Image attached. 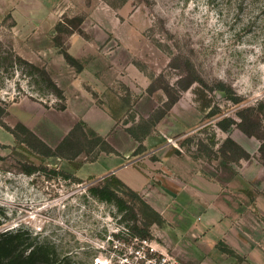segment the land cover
Wrapping results in <instances>:
<instances>
[{"label":"rangeland","instance_id":"1","mask_svg":"<svg viewBox=\"0 0 264 264\" xmlns=\"http://www.w3.org/2000/svg\"><path fill=\"white\" fill-rule=\"evenodd\" d=\"M120 2L48 0L45 24L32 29L15 27L11 14L0 19V106L7 110L0 125V236L20 233L19 238L5 237L15 248L3 254V264L16 254L26 258L34 251L35 264H153L144 253L157 260L173 256L167 235L155 224L150 227L152 239L142 244L136 240L141 218L134 215L137 206L122 186L109 201L94 195L93 189L100 188L107 175L91 173L88 166L101 159L108 146L87 127L81 125L57 151L60 157L46 155L38 139L17 127L24 124L56 150L78 122L63 114L68 108L66 91L75 80L123 122L131 115L137 120L149 117L168 99L166 90L179 93L173 111L153 131L163 120L160 130L177 139L181 154L205 167L226 171L242 159L234 160L233 153L219 149L227 137L250 153L244 159L255 157L264 163L259 151L264 139V0ZM62 50L83 69L70 64ZM192 80V86L183 89ZM219 81L233 89L239 102L211 90L219 114L208 117L197 109L194 87L215 89ZM54 83L64 98L55 94ZM241 116L245 124H257L262 139L235 125L223 131L216 124L224 117L240 122ZM204 128L207 131L201 132ZM213 129L219 140L213 152L193 158L201 148L199 141L208 143ZM188 137L193 141L181 145ZM150 158L157 160L156 155ZM249 172L257 180L256 170ZM255 185L246 190L252 199L264 196V188Z\"/></svg>","mask_w":264,"mask_h":264},{"label":"crops","instance_id":"2","mask_svg":"<svg viewBox=\"0 0 264 264\" xmlns=\"http://www.w3.org/2000/svg\"><path fill=\"white\" fill-rule=\"evenodd\" d=\"M47 1L0 0V19L11 14L15 27H42ZM88 78L95 79L91 74ZM66 95L68 108L63 114L70 122L84 121L120 154L103 151L93 166L87 164L91 173L118 177L163 215L167 223L157 227L167 235V247L175 258L190 264H264V196L256 194L252 200L246 191L253 183L263 190L264 163L254 157L253 161L242 158L226 171L210 164L205 167L188 155L177 154V139L160 130L165 118L145 137L146 153L135 157L139 142L126 131L120 117L104 103L95 102L79 79ZM249 170H256L257 180ZM219 241L242 260L221 251Z\"/></svg>","mask_w":264,"mask_h":264},{"label":"trees","instance_id":"3","mask_svg":"<svg viewBox=\"0 0 264 264\" xmlns=\"http://www.w3.org/2000/svg\"><path fill=\"white\" fill-rule=\"evenodd\" d=\"M125 0H122V2H120V4H122ZM109 4L112 5L111 2H109ZM1 24V21H0ZM157 44L162 47L163 44L161 42H157ZM167 48H169V46H167ZM61 53H63L64 57L66 58V60L74 65L77 70L81 71L83 69V65L75 58L73 57L67 50H62ZM19 60L26 62L27 64L39 69V67H37L36 65L28 62L27 60L23 59L21 56H17ZM41 70V69H40ZM49 78V77H48ZM50 79V78H49ZM51 80V79H50ZM193 80L192 81H188V83L183 87V89H188L189 87L192 86L193 84ZM55 87L56 90V95H58L59 97H63L64 98V94L62 89L57 86L56 83H54L53 85ZM211 90H218L219 92H221L223 95L226 96V98H229L230 100H233L235 102H239V98L238 96L234 93L233 89L229 86L226 85L223 81H219L218 86H216V88H212V89H208L206 88L205 85L201 84L198 85L196 87H194V94H195V102L197 104V109L203 113H206V115L208 117H214L216 115L219 114V108L217 106H215L213 104L214 102V95L211 93ZM167 94H168V99L163 102V104L156 108L154 110V112L149 115V117H144V116H140L139 119H136L135 115H131L129 119H125L124 120V125H125V129L126 131L132 136L134 137L138 142V148L136 149V151L134 152L133 155H139L142 154L146 151V147L144 145V139L147 135H149L155 125L165 117V115H167V113L170 111V109L173 107V105L179 100V93L172 95L171 93H169L166 90ZM7 113V110L4 107L0 106V125H3V121L1 120V117H3V115H5ZM241 121L238 122L237 120H235L233 117H224L221 118L217 121V126L223 130V131H227L230 127H232L233 125L238 126L241 128V130L243 132H245L247 135L249 136H256L259 139H262V136H260L259 132H258V126L257 124H255L254 121L252 120H248L251 125L247 126L243 121V118L241 116ZM84 126L87 127L91 136L97 137L99 140H102L107 146H108V150H106L108 153H116L118 155L119 152L117 150H115L103 137L99 136L91 127H89L87 125V123H85L84 121H78L74 127L70 130V132L65 136V138L60 142V144L57 146V149L54 150L52 149L49 145H47L43 140H41L34 132H32L27 126H25L22 123H18L17 127L20 126L23 129H25L27 132L31 133L36 139H38V141L47 149V153L46 155H52V156H58L60 157V154L57 153L58 150L63 149L64 146L68 143V141L72 138V136L76 133V131H78V129H80V126ZM7 129H9L12 133L16 134V130L15 128H11L9 126H7ZM201 132H206L207 128L205 129H201ZM19 138V136H17ZM209 142L208 143H204L203 140L199 141V144H201V148H197V151L195 152V154H193V158L197 159L199 158V153L201 152V154L207 151H212L213 152V148L219 143V140L217 138V134L216 131L213 129L212 133L209 134ZM17 138V139H18ZM193 141L192 137H188L186 138V140L181 144V145H185L190 144V142ZM203 145V148H202ZM221 151H228L230 153H233V158L234 160H239L241 158H248L250 157V153L245 150L240 144H238L234 139H232L231 137H227L222 143L221 146L219 148ZM259 151L262 155V159L264 162V139L261 142V145L259 147ZM211 152V153H212ZM177 154H181V151L179 149H177ZM65 158H68L66 156H63ZM122 186L124 188V194L130 199V201L136 205L138 212H135L134 215H140L141 218V223H142V227L136 226V230L137 233L136 235H134L135 237H138L140 239H152L153 236L150 232V227L152 225H158V226H163L165 223H167V220L163 217V215L157 211L153 206H151L138 192H136L135 190H133L131 187H129L128 185H126L123 181H121L118 177L114 176V175H110L104 178V183L103 185L100 186V188H96L93 189L94 195L99 197V199L101 200H111L113 196H117V190L119 191L118 187ZM252 199V198H251ZM253 200V199H252ZM121 202L123 203L124 200L121 199ZM120 206V205H119ZM122 206V205H121ZM120 206V207H121ZM264 220V218H263ZM5 234L0 236V264L2 263L3 260V254H6L9 249L14 250L15 246L14 244H10V241L7 242V240L5 239V237L8 238H19L20 233H16V234H12V233H7L4 232ZM217 247L223 251L226 254L232 255V256H236L238 257L240 260H242V258L239 256V254L232 249L228 244H226L223 241H219L217 243ZM41 252V251H40ZM36 251H34L32 253V255H30L29 257L26 258H22L21 254L16 258V255H14V259L9 260L8 262L4 263V264H35L34 260V256H35ZM45 253V251H44ZM42 254V253H40ZM44 255V256H43ZM41 256V259L45 261V254H43ZM39 261V260H38Z\"/></svg>","mask_w":264,"mask_h":264},{"label":"built area","instance_id":"4","mask_svg":"<svg viewBox=\"0 0 264 264\" xmlns=\"http://www.w3.org/2000/svg\"><path fill=\"white\" fill-rule=\"evenodd\" d=\"M135 238H136L137 241H138V239H140L138 237H135ZM139 241L142 244L143 242H147L148 240H146V239H140ZM136 249H138V248H136ZM151 249L153 250L154 248H151ZM144 254H145V257H147L149 260H151L153 262V264H182V263L179 262L180 260H178L174 256H170V257L169 256L168 257L167 256H164L162 258H158V260H157V258L154 257L153 254H151V253H147L146 252ZM98 263L99 262H97V264ZM142 264H144V263H142Z\"/></svg>","mask_w":264,"mask_h":264}]
</instances>
